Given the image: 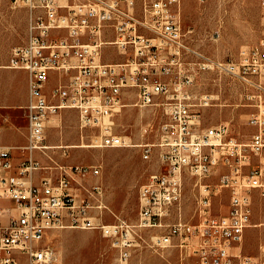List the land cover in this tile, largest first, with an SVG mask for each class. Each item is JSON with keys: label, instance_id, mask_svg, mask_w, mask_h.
Masks as SVG:
<instances>
[{"label": "built area", "instance_id": "obj_1", "mask_svg": "<svg viewBox=\"0 0 264 264\" xmlns=\"http://www.w3.org/2000/svg\"><path fill=\"white\" fill-rule=\"evenodd\" d=\"M8 1L29 10L27 39L12 48L6 64L28 71L29 141L19 163L13 147L0 144V198L12 201L0 204V264L54 261L57 250L46 240L63 227L100 229L116 248L113 264H132L141 243L162 255L178 248L182 260L193 257L197 264H264V248L243 250L252 195L264 196V40L243 48L237 61L214 59L184 29L181 0ZM211 67L245 83L258 106L248 141L234 134L231 120L206 121L202 107L212 93L194 100L201 73ZM130 98L165 110L157 142H134L117 131L115 118ZM64 108L77 109L81 127L97 129L96 145L141 146L146 159L157 146L160 167L140 186L134 220L105 219L111 207L100 164L59 163L49 155L55 164L47 165L36 155L31 136L43 134L45 141L47 123ZM47 147L44 142L42 150ZM222 166L218 181L203 182ZM66 167H74L73 176H63ZM39 169L48 172L36 181ZM188 176L200 183L197 222L182 212ZM224 188L229 207L215 213L213 197Z\"/></svg>", "mask_w": 264, "mask_h": 264}, {"label": "rangeland", "instance_id": "obj_2", "mask_svg": "<svg viewBox=\"0 0 264 264\" xmlns=\"http://www.w3.org/2000/svg\"><path fill=\"white\" fill-rule=\"evenodd\" d=\"M28 13L26 5L14 7L8 0L0 4V88L5 92L10 87L13 93L20 92V78L11 76L2 68L9 67L6 64L12 48L27 39ZM180 14L184 29H191L189 36L194 44L214 59L237 61L243 48L264 40L263 0H181ZM247 91L245 83L211 67L201 73L194 100H199L203 93H212L214 98L210 104L202 107L206 121L233 120L234 134L240 140L248 141L254 131L249 118L258 106L247 96ZM128 101L130 104L123 107L115 118L117 131L128 135L134 142H157L158 125L167 116L165 110L157 104L136 105L133 98ZM145 127L149 130L145 131ZM97 134V129L92 126H80L77 109L64 108L47 123L45 141L39 140L40 144L45 142L51 146L42 150L40 145L36 149L47 165L55 164L52 158L59 163L100 164V178L107 189L111 207L106 211L105 219L111 222L117 219V215H123L134 220L139 211L140 186L150 172L160 167L157 146H154L152 158L146 159L141 146L92 145ZM81 143L86 145H72ZM224 169L223 166L215 169L203 182L218 181L220 171ZM199 184L191 176L185 180L181 206L183 216L192 222L200 218L196 212ZM229 202L230 190L224 188L213 197L212 211H227ZM0 204H9V200L0 198ZM251 204V224L245 230L243 250L259 254L264 248V196L258 190L254 191ZM175 212L172 216L176 215ZM46 242L57 250V259L47 264H113L117 257L116 248L98 228H56ZM141 244L133 257L135 263L145 260L160 264H197L193 257L182 260L178 248L165 249L162 255Z\"/></svg>", "mask_w": 264, "mask_h": 264}, {"label": "crops", "instance_id": "obj_3", "mask_svg": "<svg viewBox=\"0 0 264 264\" xmlns=\"http://www.w3.org/2000/svg\"><path fill=\"white\" fill-rule=\"evenodd\" d=\"M2 69H7L11 76L19 77L21 80L19 85L20 92L18 93L17 92L13 93L11 87L8 88L6 92L0 88V119H1L0 144L12 146L13 159L15 163H19L27 153L26 150L22 149V147L28 141V137H27L28 118H27V110L25 105L27 104L29 97V89H28L29 76H28V71L22 68L5 67ZM255 130L256 127L254 126V131ZM40 139L41 141L44 140L43 134L41 135ZM36 155L40 157L38 151L36 152ZM47 172L48 170L46 169L37 170L35 172V180L39 181L41 177ZM11 203L12 201L9 200V204L6 205H10ZM142 263L160 264L157 261L150 262L145 260L144 261L141 260L138 263H135V261L132 258V264H142Z\"/></svg>", "mask_w": 264, "mask_h": 264}, {"label": "bare ground", "instance_id": "obj_4", "mask_svg": "<svg viewBox=\"0 0 264 264\" xmlns=\"http://www.w3.org/2000/svg\"><path fill=\"white\" fill-rule=\"evenodd\" d=\"M40 135L41 134H36V136H31V143H33V149H36L37 147L44 146V144H40L39 140H40ZM28 141H29V133H28ZM73 146H77V145H86V144H72ZM95 145V144H92ZM48 146H51L50 144H48ZM74 175V167H66V169H63V176H73Z\"/></svg>", "mask_w": 264, "mask_h": 264}]
</instances>
